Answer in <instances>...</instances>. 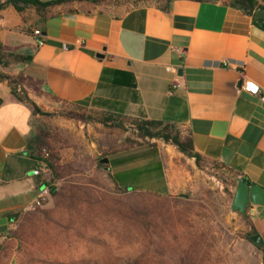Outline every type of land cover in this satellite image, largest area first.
I'll use <instances>...</instances> for the list:
<instances>
[{"label": "crops", "instance_id": "1", "mask_svg": "<svg viewBox=\"0 0 264 264\" xmlns=\"http://www.w3.org/2000/svg\"><path fill=\"white\" fill-rule=\"evenodd\" d=\"M38 29L43 46L33 34ZM0 45L30 57L1 69L20 77L19 88L39 108L65 103L176 123L206 160L264 189V100L240 90L251 79L264 95V30L230 0H146L132 9L66 3L45 15L33 5L22 12L7 5L0 11ZM0 99L1 250L46 185L34 174L32 107L2 81ZM247 213L264 242V205Z\"/></svg>", "mask_w": 264, "mask_h": 264}, {"label": "rangeland", "instance_id": "2", "mask_svg": "<svg viewBox=\"0 0 264 264\" xmlns=\"http://www.w3.org/2000/svg\"><path fill=\"white\" fill-rule=\"evenodd\" d=\"M40 110L32 143L48 154L40 177L49 192L8 234L0 264H264L250 214L233 209L236 188L212 165L152 139L165 187L130 197L107 167L115 153L144 147L130 120L65 103Z\"/></svg>", "mask_w": 264, "mask_h": 264}, {"label": "trees", "instance_id": "3", "mask_svg": "<svg viewBox=\"0 0 264 264\" xmlns=\"http://www.w3.org/2000/svg\"><path fill=\"white\" fill-rule=\"evenodd\" d=\"M146 0H55L42 2L40 0H4L0 1V11L7 5H13L19 12H22L29 5H33L37 8L39 13L45 15L48 9L55 5H62L66 3L71 4H83L88 3L95 9L104 8L105 4H111L114 7L132 9L137 7ZM172 0H166L170 3ZM202 1H218V0H202ZM231 5L243 10L245 13L253 17V22L256 26L264 30V18L258 17L257 13L260 9H264V6L260 5L257 0H230ZM76 9V8H73ZM167 10V8H166ZM30 60L29 56L14 54L6 52L0 45V81L5 82L11 88L12 94L20 101L27 102L33 109V113H39L41 110L29 96L20 89V77L9 75L2 71V67H8L12 63H25ZM2 100L0 99V105ZM76 109L88 110L86 108L73 106ZM107 114V113H105ZM106 121L113 120V117H122L123 119L130 120V123L135 126V131L138 133L139 145L144 147L141 149H135L125 153H115L108 162V169L119 168L130 163H139L137 166L121 171H117L113 174V179L118 188L123 190L130 197L135 196L141 191H158L165 186L164 170L161 161L158 158L159 151L156 144H150L152 139H162L164 142L174 145L181 153L189 158H194L198 167L205 168L212 165V167L218 170L225 178L231 182L234 188L237 187L238 182L235 179L234 170L224 164L217 162H209L203 156L196 152L193 138L190 132L184 133L176 123L150 120L140 117H129L122 114H107ZM33 144V143H32ZM147 144L148 147H145ZM33 147V145H32ZM33 152L36 158L38 150L33 147ZM244 182L252 186L254 185L250 180L246 179ZM45 184V183H44ZM69 191L68 187L64 188L63 195ZM52 192L55 194V188ZM58 195V194H57ZM29 213V212H27ZM25 213V214H27ZM15 234L13 230L9 232V235ZM258 234L256 228L250 225V232L248 237ZM23 238V236H22ZM24 239V238H23ZM264 246V242L261 244ZM3 248V246H2ZM2 248L0 253L2 252ZM1 257V254H0ZM90 264L89 262H87Z\"/></svg>", "mask_w": 264, "mask_h": 264}, {"label": "water", "instance_id": "4", "mask_svg": "<svg viewBox=\"0 0 264 264\" xmlns=\"http://www.w3.org/2000/svg\"><path fill=\"white\" fill-rule=\"evenodd\" d=\"M257 15L260 18H264V9H260ZM102 162L107 163L108 160L103 159ZM253 205H264V189L258 185L249 186L245 182L238 183L235 189L233 209L246 213L248 208ZM251 239L256 244L263 243L260 234L251 236Z\"/></svg>", "mask_w": 264, "mask_h": 264}, {"label": "built area", "instance_id": "5", "mask_svg": "<svg viewBox=\"0 0 264 264\" xmlns=\"http://www.w3.org/2000/svg\"><path fill=\"white\" fill-rule=\"evenodd\" d=\"M34 36L37 39V43L39 46H43L45 44V35L44 33L38 29L35 30L33 32ZM179 85L177 83L173 84V87L176 88ZM240 90H245L247 92H249L252 95H258L261 96V98L264 100V95H262V87L255 82L254 80L251 79H245L242 84L240 85ZM47 152L43 151L41 157L38 158V165L37 168L34 172V174L36 176H42L44 174H48L49 173V166L47 163ZM235 179L238 183L240 182H244V180H246L245 175L243 174H238L235 176ZM49 192L48 190V186L46 185L45 188L43 189V191L41 192V196L47 194Z\"/></svg>", "mask_w": 264, "mask_h": 264}]
</instances>
